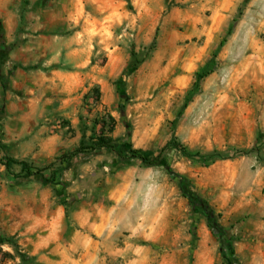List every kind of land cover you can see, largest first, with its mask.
<instances>
[{"label":"rangeland","instance_id":"obj_1","mask_svg":"<svg viewBox=\"0 0 264 264\" xmlns=\"http://www.w3.org/2000/svg\"><path fill=\"white\" fill-rule=\"evenodd\" d=\"M102 133L228 156L164 154L264 264V0H0V158L43 169L0 164V238L26 256L0 245V264H225L166 167L93 150Z\"/></svg>","mask_w":264,"mask_h":264},{"label":"trees","instance_id":"obj_2","mask_svg":"<svg viewBox=\"0 0 264 264\" xmlns=\"http://www.w3.org/2000/svg\"><path fill=\"white\" fill-rule=\"evenodd\" d=\"M224 43H222L223 46ZM156 46V43L152 45L150 48L153 50ZM216 64V60L212 59L209 61L197 74L196 82L194 83L193 88L190 90L186 101L183 105L182 111H184L189 104L192 102V100L200 93L201 90V83L202 81L207 78L213 71ZM95 92L97 93V100L100 98V90L96 89ZM121 96V102L119 105V110L122 114L125 112V106L123 105L125 96ZM110 122H115L114 117H109ZM84 142L82 141V146L77 149L73 155H77L79 153L85 152L86 147H84ZM93 150H97L99 148H105L108 151H112L117 153L120 157H123L124 155L128 156L130 159L139 160L142 165L147 167H154L159 165H164L167 169L168 175L170 176V179L177 183L183 197L188 200L195 216L202 217L206 220L207 226L210 229L211 233L216 237V239L219 241L221 247L220 251L222 254V258L224 260L225 264H241L238 260L237 253L235 250L233 237L228 233L226 228L221 224V214L215 212L212 207L209 205L207 201H205L201 196L193 193L190 191L191 181L184 175L175 172L169 165L167 158L164 157V154L167 151H177L180 152L185 157L190 158H198L199 162H201L204 166H210L217 161L226 160L228 159V156L220 153V152H214L207 155H192L189 150L180 143L177 139L171 140L166 147L161 151V153L158 156H155L154 154L141 150V149H135L131 144L122 147H117L114 139L109 138L103 133L99 136H97L96 141L93 145H90ZM124 150V151H123ZM253 150L251 151H243V155H249ZM0 164L5 166L7 169H11L12 166L18 165L21 166L22 172L27 176H35L40 175L43 172V169L36 170L31 165H29L27 162H20L12 157H6V158H0ZM10 244L14 247V249L17 251V253L25 258L26 256L23 255L20 251V246L17 243H13V239L10 238L8 240L1 239L0 238V245L4 246Z\"/></svg>","mask_w":264,"mask_h":264},{"label":"crops","instance_id":"obj_3","mask_svg":"<svg viewBox=\"0 0 264 264\" xmlns=\"http://www.w3.org/2000/svg\"><path fill=\"white\" fill-rule=\"evenodd\" d=\"M36 60H37V58L33 60V62H32L33 65H35V64L37 63ZM43 60H44V58H43ZM30 62H31V61H30ZM24 63H25V61H24ZM26 64H28V63H26ZM24 65H25V64H24ZM43 66H44V63H43Z\"/></svg>","mask_w":264,"mask_h":264}]
</instances>
